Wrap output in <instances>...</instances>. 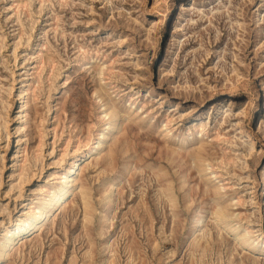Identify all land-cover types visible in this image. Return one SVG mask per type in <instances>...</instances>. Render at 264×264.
Returning <instances> with one entry per match:
<instances>
[{
  "label": "rangeland",
  "instance_id": "rangeland-1",
  "mask_svg": "<svg viewBox=\"0 0 264 264\" xmlns=\"http://www.w3.org/2000/svg\"><path fill=\"white\" fill-rule=\"evenodd\" d=\"M98 90L119 126L66 205L0 264H264L213 213L225 185L221 202L243 197L235 211L264 247V0H0V241L67 145L100 126ZM201 145L235 163L207 180Z\"/></svg>",
  "mask_w": 264,
  "mask_h": 264
},
{
  "label": "bare ground",
  "instance_id": "bare-ground-1",
  "mask_svg": "<svg viewBox=\"0 0 264 264\" xmlns=\"http://www.w3.org/2000/svg\"><path fill=\"white\" fill-rule=\"evenodd\" d=\"M183 6L185 7V5ZM90 58L91 57L89 56V54H86L82 62L86 63ZM108 69L109 66L106 67V70ZM100 74L103 75L101 79L107 78V73L104 66H101ZM31 89L32 86H29L28 88H24L21 91L24 97L30 94L29 91ZM100 92L101 91L98 90L96 99V105L98 106V121L100 123V126H98L96 130H93V128L90 127L88 134L84 138L83 136H79L78 142L72 150L73 153L69 151V145H67L66 149L57 161L59 164L58 169L50 174V177L45 184H42L37 188L38 192L36 194L40 195L38 197V200L32 201L30 209L28 211H24L21 215L18 216L15 221L4 227L2 234L3 236L0 241V258L4 255H7L11 251L12 247L16 244V242L23 236L31 232L40 230L44 224V221L48 220L47 218L50 215V212L54 213L55 211L63 207L64 204L66 205V203L69 201L70 193L77 187V176L82 172L85 160L92 156L96 157V155L99 154L104 148L106 141L109 138V134L119 126L120 123L117 121L119 110L117 109V107H115V105L110 104L109 102H104L103 95ZM28 103L29 99L22 102V112H27L26 106L28 105ZM55 106L57 105H50L49 107V114L52 115V119L53 117L55 118L58 116V112H56L58 108ZM25 116H27V114ZM44 121L45 118H42L40 121L41 123L37 125L40 132V141L37 145V148L33 150L35 154V160H39L41 158L40 151L43 150L45 144L44 137L46 134L41 133L42 128H40L43 126ZM55 123L56 121L53 120V127L50 130L56 129L57 126ZM166 126L169 125L166 124ZM167 129L168 128H166V130ZM171 129L172 127L170 128V130H167L166 133V135L169 137ZM206 133L207 131L205 130V132L202 133V136ZM180 149H182V146H180V148L178 149H173V151H177L179 153ZM205 150V146L201 145L193 149L192 153L198 171L202 173L203 176L207 177V180L213 181V178L217 179L219 177V170L218 167H216V164L218 166H222L224 164H231L232 162L233 164L235 163L234 157L229 154L228 150L226 151V149H221L222 155L216 158V163H214L213 160H209L207 157H205ZM21 168V173L30 169L27 164L22 166ZM30 180L31 176L28 177L27 180L24 179L22 184L25 185L27 182H30ZM222 187L225 188V185H218L215 188V198L217 199V201L214 204L213 213L217 226L221 231L229 230V232H233L235 241L243 246V248L253 249L258 253L264 252L263 246L255 245V242L260 241L257 240V237H254V232L250 229V226L243 225L241 213L235 211L236 209H238V207L235 206L243 205L245 203V200L242 196H240L236 201H231L228 204L224 201L221 202ZM81 192L83 193L84 202L86 208L88 209L90 207V202L87 199L88 194L86 193L85 185L81 186ZM169 193L172 195L171 201H173L174 196H176L177 194H175L176 192L174 191V188L172 189L171 184H169ZM176 202L177 201H173V204H176ZM204 211L205 210L202 209L197 214L195 226L198 225V222L200 221L201 215L204 213ZM241 227H243V229H241Z\"/></svg>",
  "mask_w": 264,
  "mask_h": 264
}]
</instances>
